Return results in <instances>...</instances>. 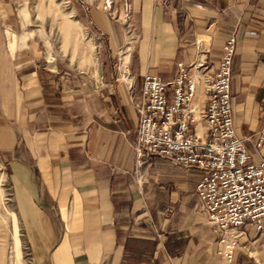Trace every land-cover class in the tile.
Masks as SVG:
<instances>
[{"label": "crops", "instance_id": "obj_1", "mask_svg": "<svg viewBox=\"0 0 264 264\" xmlns=\"http://www.w3.org/2000/svg\"><path fill=\"white\" fill-rule=\"evenodd\" d=\"M45 1L0 0L2 240L9 209L34 264H220L218 235L196 192L202 173L160 158L137 164L133 103L145 74L169 84L185 63L197 90L192 129L205 136L207 82L235 36L236 133H257L264 124V0H72L78 19L66 22V42L89 37L96 44L95 56L82 57L71 56L77 41L67 54L58 46ZM198 37L208 41L204 54ZM120 57L133 90L119 78ZM72 59L92 62L80 68ZM239 249L234 264H264V234L249 229Z\"/></svg>", "mask_w": 264, "mask_h": 264}, {"label": "built area", "instance_id": "obj_2", "mask_svg": "<svg viewBox=\"0 0 264 264\" xmlns=\"http://www.w3.org/2000/svg\"><path fill=\"white\" fill-rule=\"evenodd\" d=\"M133 39L128 36L125 51ZM223 46L219 67L207 82L205 136L192 129L196 83L189 66L179 63L169 84L156 75L143 76L141 97L133 103L139 121L134 150L139 165L144 158H160L202 173L196 192L218 235L217 256L220 264H234L247 231L253 228L264 234V124L244 138L236 133L231 89L236 37H229ZM196 47L200 54L206 53L207 39L198 37ZM120 60L119 78L133 90L131 70L123 71Z\"/></svg>", "mask_w": 264, "mask_h": 264}, {"label": "rangeland", "instance_id": "obj_3", "mask_svg": "<svg viewBox=\"0 0 264 264\" xmlns=\"http://www.w3.org/2000/svg\"><path fill=\"white\" fill-rule=\"evenodd\" d=\"M43 7L47 8L49 15L53 14L54 22L56 23V28H57L56 36L58 37V41L60 42L62 47L60 45L58 46L62 48V51H64L65 54H67L68 52L67 48L72 46L70 44L75 41L79 42L81 45L79 44L77 45V47H73L72 50L73 52L71 55L72 57L74 56L82 57V55L90 56V54L95 56L97 54L95 42H93V46H90L87 43V41L91 40L89 37H87V39L72 40L66 42L67 40H69L68 36H66L64 33V30L67 25L66 22L74 23L75 20L78 19L76 12H74L72 0H46ZM67 16H70V19H67L66 18ZM43 17L46 18V15L44 14ZM81 30H78V34H77L78 38ZM91 62H92L91 59L88 60L72 59L71 61H69L70 64L79 66L80 68L85 66L86 63H91ZM118 62H119V58H117L116 61L117 65H119ZM2 171L3 169H1L0 167V172ZM7 194H8L7 196L5 195L6 197L4 196V202L6 203H8L10 201V198H12L10 196L11 195L10 190L7 191ZM7 199H9V201ZM7 211L9 212L10 217L6 221L8 224L6 225L7 228L4 230L5 234L3 240L1 238V233H0V264H3V255L5 257L6 264H34L33 257L29 251L28 241L25 239L23 232L22 231L19 232V228H18L19 226H17V224L15 223V219H14V226L12 225L13 213L9 209Z\"/></svg>", "mask_w": 264, "mask_h": 264}, {"label": "bare ground", "instance_id": "obj_4", "mask_svg": "<svg viewBox=\"0 0 264 264\" xmlns=\"http://www.w3.org/2000/svg\"><path fill=\"white\" fill-rule=\"evenodd\" d=\"M126 51H127V50H126ZM123 60H124V58H123ZM120 61H121V60H120ZM123 63H124V62H123ZM120 64H121V62H120ZM123 67H124V69H122V66H121V69H122L123 71H125V72H126V71L130 72V68L127 69V66H126L125 63H124V66H123Z\"/></svg>", "mask_w": 264, "mask_h": 264}]
</instances>
